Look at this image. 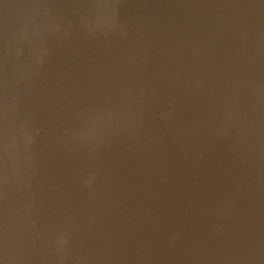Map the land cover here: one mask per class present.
I'll list each match as a JSON object with an SVG mask.
<instances>
[{"label":"water","instance_id":"obj_1","mask_svg":"<svg viewBox=\"0 0 264 264\" xmlns=\"http://www.w3.org/2000/svg\"><path fill=\"white\" fill-rule=\"evenodd\" d=\"M0 264H264V0H0Z\"/></svg>","mask_w":264,"mask_h":264}]
</instances>
